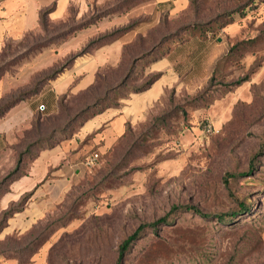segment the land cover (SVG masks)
Wrapping results in <instances>:
<instances>
[{"label": "rangeland", "instance_id": "374dc122", "mask_svg": "<svg viewBox=\"0 0 264 264\" xmlns=\"http://www.w3.org/2000/svg\"><path fill=\"white\" fill-rule=\"evenodd\" d=\"M150 1L106 0L80 15L71 8L46 32L9 42L0 54V100L36 88L42 126L38 134L24 131L34 140L56 129L47 145L75 138L83 120L116 113L149 77L164 75L134 98L163 87L125 130L113 126L112 137L100 129L98 141L76 140L78 172L69 191L24 233L0 241V264H117L121 243L138 226L178 205L211 217L174 213L156 232L143 229L121 264H264V152L252 161L264 144V0H188L187 8L185 0H154L153 8ZM67 29L76 32L57 44ZM166 47L167 54L157 53ZM148 51L151 59L131 73V61ZM75 55L66 69L82 76L55 100L47 77ZM11 151L0 156V169ZM90 153L99 155L92 170L83 165ZM5 189L0 184V220ZM239 203L251 210L231 223L215 221L212 215L235 213Z\"/></svg>", "mask_w": 264, "mask_h": 264}, {"label": "crops", "instance_id": "0c3cea01", "mask_svg": "<svg viewBox=\"0 0 264 264\" xmlns=\"http://www.w3.org/2000/svg\"><path fill=\"white\" fill-rule=\"evenodd\" d=\"M104 1L106 0H0V52L5 44L19 41L27 33L39 30L38 16L39 12L43 9L52 7V10L48 14V19L50 21H59L63 20L68 15L71 8L77 9L80 15L81 12L84 13L87 11L92 3H101ZM185 1V8H187L189 1ZM155 2L160 4L165 3L166 0H155ZM153 3L154 0H151L149 3L150 8H153ZM140 12L148 11L141 10ZM67 42L68 41L64 44ZM81 62L82 61H79L78 64ZM157 69H159V67H156V70ZM76 70L77 68L65 69L64 72L57 75L55 79L49 81L46 85L47 92L50 93L55 100H57L59 96L66 94L72 87L77 86V84H74V78L82 76V73H78ZM163 77L164 75H161V77L143 93L151 91L157 83H161ZM90 83L88 82L86 85ZM85 86H81L78 89L83 90ZM159 88L155 89L149 98L142 99L141 101H136L134 99L139 94H131L125 99L127 104L123 103L119 109H117L116 113L108 114V110H105L100 115L88 118L80 127L75 138L62 142L60 145H56L51 149L40 151L30 164L26 174L8 186V192L5 193L3 209L6 210L10 203H16L24 195L28 194V198L22 210L8 219L6 226H4L0 232V241H4L5 238L10 235H20L24 233L37 221L47 215L49 211L63 199L75 180L72 175L76 176L78 172L77 169H73L76 165V158H78L79 155L78 152L75 151L77 139L81 140V138L90 135L92 142L98 141L102 137L101 134H99L100 129H103L106 133L104 137H112L114 135L113 126L118 127L117 132H119L120 129H122L120 131H123V129L125 130V123L130 121L132 117L137 116L141 109L146 107L148 102L152 100L151 98L153 96L163 91L161 85ZM37 99L30 98L21 101L0 118V156L5 157V150H12L10 148L11 145L17 142L22 131L31 126V121L36 112ZM50 154L52 157L54 155V162L51 161ZM76 154L77 157H75ZM6 156L9 159V163L7 164V169H0L3 175L15 165V152L12 150L11 154ZM8 159H6L7 162ZM41 160H43L44 163L42 167L39 165Z\"/></svg>", "mask_w": 264, "mask_h": 264}, {"label": "trees", "instance_id": "16d2710c", "mask_svg": "<svg viewBox=\"0 0 264 264\" xmlns=\"http://www.w3.org/2000/svg\"><path fill=\"white\" fill-rule=\"evenodd\" d=\"M253 6H256V4H254ZM52 10V7L43 9L39 12V30L46 32L47 31V26L49 23V19H48V14L49 12ZM244 10V9H243ZM230 12V11H229ZM232 11L230 12V16H232ZM224 15H227V13H224ZM226 18V16H225ZM233 18V17H232ZM230 23H227L228 25L233 23V19H230ZM76 32V29H67L66 31H64L63 33H61L59 35V41L57 42V44H63L65 43L70 36H72L74 33ZM32 33V32H30ZM27 33V34H30ZM26 34V35H27ZM169 40H163L162 41V46H166V44H168ZM185 42V40H184ZM172 43V42H171ZM9 44V43H7ZM7 44H5V46L2 48L0 54L2 55V53L4 52L5 47L7 46ZM176 44H182V41L180 42V40H177ZM236 46V45H234ZM234 46H231L229 51L232 50L234 48ZM165 50V51H164ZM153 51V50H152ZM152 51H148V54L142 55L141 57L134 59L131 61V73L133 71H136L139 68V62H147L149 61V59H151V57L153 56ZM167 47L163 48L162 50L160 49V51H158L157 53L159 55L161 54H167ZM79 55H75L73 57H71V59L69 61H67L64 65H62L59 69H57L56 71H54L49 77H47V79L49 81L55 79L57 77V75H59L60 73L63 72L64 69L67 68L68 64L75 59V57H77ZM143 57V58H142ZM160 58H158L159 60ZM122 62V60H121ZM153 63V62H152ZM139 64V65H138ZM162 73L158 72L153 74L151 77H149V79L144 83V85H142L141 87L137 88L135 91H133V94H140L143 93L145 91H147L160 77H161ZM125 79V78H124ZM243 81V80H242ZM242 81H237L235 83V85H239ZM121 88V87H120ZM119 88V89H120ZM89 89V88H88ZM87 89V90H88ZM86 90V91H87ZM37 89H32L30 91H27L23 94L18 95L17 97L11 98L10 100H6V99H2L0 100V118H2L11 108H13L14 106H16L18 103H20L21 101H25L28 100L30 98H32V96H35L37 93ZM89 92V91H87ZM27 96H31L30 98H28ZM63 97H61L62 99ZM126 99V98H125ZM43 106V105H42ZM59 106H61V110L65 111V109L62 107V100H60L59 102ZM95 104H93L92 106L87 105L85 108H83L81 111L77 112L74 117H77L81 114H85L87 113V111L89 109H92V107H94ZM44 108V106H43ZM60 110V108H59ZM73 117V118H74ZM73 118L68 120L66 123V127H69L72 123H73ZM88 119V118H87ZM83 120V123L87 120ZM83 123L80 125V127L83 125ZM128 124H126L125 129L127 127ZM42 126L41 123V119L38 117V115H34L33 116V120L31 123V126L28 130H30L33 134H38L39 130ZM27 130V131H28ZM56 129H53L52 131H50V133L46 136V137H41V136H37L36 139L34 140H27V133L26 131H24L23 135L21 138L17 139V142L13 145H11V149L15 152V165L14 167L9 170L5 175L2 176L1 180H0V184H4L6 185V189H5V193L8 192V186L14 182L15 180L19 179L20 177L24 176L26 174V171L29 169L30 164L33 162V160L37 157L38 153L40 151L46 150V149H51L53 147H55V145L52 143H49L47 145V142L50 141V139L53 136V133L56 132ZM52 134V135H51ZM74 134H72L73 136ZM264 152V144L261 145L260 151L255 154L252 157V161L254 160V158L257 155H260L261 153ZM253 165L250 164V166L248 167V171H250V169H252ZM224 185L228 186V181L225 179L224 180ZM28 198V194L24 195L23 197H21L19 199V201H17L16 203H10L8 208L6 210H4L5 212L2 215V219L0 220V232L1 230L4 228V226H6V223L8 221L9 218H11L15 213L19 212L22 210V208L24 207V204L26 202ZM251 210V205H245L244 203H239V209L237 210V212L235 213H231L230 215L227 214H216V215H212L215 218V221L217 223H222V222H227V223H231L233 219H235V217L239 214V213H247ZM174 213H190L192 215H197L200 216L204 219L210 218V215H204L198 208H196L195 206L192 205H178V206H173L170 210V213L162 218H159L157 220H155L152 223L149 224H144V225H140L138 226L135 231L133 233H131L120 245L119 248V253H118V257H117V264H121V261L124 257L125 252H127V249L129 248L130 244L138 237L140 236V232L143 229H150L153 232H156L157 229V225H169L172 221H173V215ZM40 221V220H39ZM36 224V223H35ZM5 241V240H4Z\"/></svg>", "mask_w": 264, "mask_h": 264}, {"label": "built area", "instance_id": "2783aa9c", "mask_svg": "<svg viewBox=\"0 0 264 264\" xmlns=\"http://www.w3.org/2000/svg\"><path fill=\"white\" fill-rule=\"evenodd\" d=\"M43 108V106H41ZM99 155L97 153H90L84 158L83 165L88 169L92 170L98 162Z\"/></svg>", "mask_w": 264, "mask_h": 264}]
</instances>
